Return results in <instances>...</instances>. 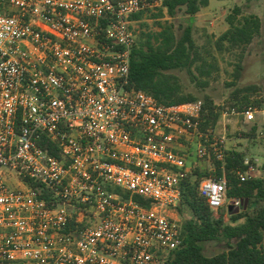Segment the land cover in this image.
<instances>
[{"label": "built area", "instance_id": "built-area-1", "mask_svg": "<svg viewBox=\"0 0 264 264\" xmlns=\"http://www.w3.org/2000/svg\"><path fill=\"white\" fill-rule=\"evenodd\" d=\"M164 1L0 0V264H159L193 158L220 163L198 192L225 206L227 139L201 128V101L131 85L132 17Z\"/></svg>", "mask_w": 264, "mask_h": 264}, {"label": "rangeland", "instance_id": "rangeland-1", "mask_svg": "<svg viewBox=\"0 0 264 264\" xmlns=\"http://www.w3.org/2000/svg\"><path fill=\"white\" fill-rule=\"evenodd\" d=\"M205 6L189 16L181 7L175 16H169L163 7L145 11L132 24L140 41L149 38L154 45L161 43L164 32L171 31L175 37L181 34V26L192 25V37L196 52L192 58L193 78L185 70H171L177 77L183 94H191L196 101L208 98L216 113L214 130L224 134L228 150L241 152L252 169L243 172L247 177L264 178V122L247 123L242 116L232 114L246 109H264V0H206ZM229 20L246 32H251L249 42L230 41L223 38L229 29ZM257 21V26L247 23ZM255 127V130H253ZM212 159H190L194 173L207 178L216 173ZM195 176L191 177L194 181ZM234 204L227 198L225 206ZM183 222L191 217L184 210L176 214ZM214 218L219 217V211ZM228 214L223 216L226 222ZM206 256L226 252L224 241H208L203 244Z\"/></svg>", "mask_w": 264, "mask_h": 264}, {"label": "trees", "instance_id": "trees-1", "mask_svg": "<svg viewBox=\"0 0 264 264\" xmlns=\"http://www.w3.org/2000/svg\"><path fill=\"white\" fill-rule=\"evenodd\" d=\"M206 0H165L162 7L169 16L181 7L185 13L193 16L199 6H205ZM144 12L132 17L138 20ZM257 26V21L247 23V27ZM181 34L175 37L165 31L161 43L154 45L149 38L136 39L130 60L131 85L152 95L159 103L176 105L196 101L191 94H183L177 77L168 74L171 70H185L191 78V62L196 52L192 37V25L181 26ZM230 41L249 42L251 32L236 27L229 20V29L222 35ZM216 113L208 98L201 101V128H214ZM255 130V127H253ZM48 153L60 158L55 145L47 144ZM216 173L221 174L220 163L216 162ZM247 170L244 156L236 150H227L224 171L227 177L226 197L241 202L245 208L236 214H229L228 209H219V217L214 218L205 197L199 195L198 184L202 176L191 172L180 186L181 200L177 207L178 214L188 211L191 217L181 222V244L178 248L162 256L159 264H264V178L247 177L241 179L239 173ZM195 176L194 181L191 177ZM140 204L141 199L134 198ZM228 214L225 222L223 216ZM208 241H224L226 252L206 256L203 244Z\"/></svg>", "mask_w": 264, "mask_h": 264}, {"label": "water", "instance_id": "water-1", "mask_svg": "<svg viewBox=\"0 0 264 264\" xmlns=\"http://www.w3.org/2000/svg\"><path fill=\"white\" fill-rule=\"evenodd\" d=\"M243 208H245V206L242 205L241 202L239 204H231L227 207L229 214H236Z\"/></svg>", "mask_w": 264, "mask_h": 264}]
</instances>
